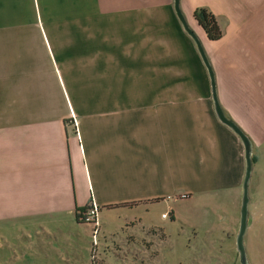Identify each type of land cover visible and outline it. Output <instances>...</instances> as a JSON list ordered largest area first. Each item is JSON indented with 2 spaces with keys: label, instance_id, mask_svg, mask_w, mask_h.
Returning <instances> with one entry per match:
<instances>
[{
  "label": "crops",
  "instance_id": "obj_1",
  "mask_svg": "<svg viewBox=\"0 0 264 264\" xmlns=\"http://www.w3.org/2000/svg\"><path fill=\"white\" fill-rule=\"evenodd\" d=\"M201 7L219 40L195 20ZM181 8L221 107L252 142L245 240L264 241V0ZM246 166L174 0H0V264H167L170 235L149 215L178 201L188 213L162 218L201 238L194 264H235L225 244ZM91 202L97 247L77 218Z\"/></svg>",
  "mask_w": 264,
  "mask_h": 264
},
{
  "label": "rangeland",
  "instance_id": "obj_2",
  "mask_svg": "<svg viewBox=\"0 0 264 264\" xmlns=\"http://www.w3.org/2000/svg\"><path fill=\"white\" fill-rule=\"evenodd\" d=\"M170 201V200H169ZM174 203V202H173ZM168 202H163L157 204L151 210L149 215L150 218H153L156 222L165 227L167 233L170 235V247L167 248L165 259L167 264H194L196 248L195 245L199 244L201 241L200 237H196L191 231L182 232L181 224L178 221H172L170 217L166 220L162 218V213L170 210H177L183 207L185 214L188 213V209L192 207V203L185 201H178L176 205H172L173 208H170ZM188 208V209H187ZM171 212V211H170ZM169 213V212H167ZM247 254L250 264H264V241L257 239H247ZM237 235L232 237L227 241L225 245L227 247L235 248L234 253L230 254V257L235 260V264H241L239 259V254L237 251Z\"/></svg>",
  "mask_w": 264,
  "mask_h": 264
},
{
  "label": "water",
  "instance_id": "obj_3",
  "mask_svg": "<svg viewBox=\"0 0 264 264\" xmlns=\"http://www.w3.org/2000/svg\"><path fill=\"white\" fill-rule=\"evenodd\" d=\"M174 7L175 11L177 13V16L186 31V33L193 39L194 43L196 44L197 50L208 70L210 79H211V87H212V93H213V100L215 105V110L217 113L218 118L222 123L227 125L229 128H231L243 141V144L245 146V155H246V175H245V181L243 185V199H242V207H241V219H240V226H239V232L237 235V251L239 254V259L241 264H250L247 254V249L245 246V234L247 231L248 226V214H249V181L251 178V173L253 169V160H252V153H253V146L250 138L246 135V133L232 120L230 119L223 108L221 107L217 95V86H216V79L215 74L213 71V67L211 65L210 59L205 51L204 45L200 39V37L197 35L195 30L191 27L189 24L187 17L183 13V10L181 8V0H174Z\"/></svg>",
  "mask_w": 264,
  "mask_h": 264
},
{
  "label": "built area",
  "instance_id": "obj_4",
  "mask_svg": "<svg viewBox=\"0 0 264 264\" xmlns=\"http://www.w3.org/2000/svg\"><path fill=\"white\" fill-rule=\"evenodd\" d=\"M169 214H164L163 217L167 218ZM83 222L91 225L92 227V240L93 246L97 247L100 243V239L102 237L101 232V225L99 221V208L93 202H91L87 210L84 212ZM151 233L156 237L157 240V248H160L163 244L166 243L165 235L163 234L162 230L158 227L150 229ZM96 258V255H95Z\"/></svg>",
  "mask_w": 264,
  "mask_h": 264
},
{
  "label": "trees",
  "instance_id": "obj_5",
  "mask_svg": "<svg viewBox=\"0 0 264 264\" xmlns=\"http://www.w3.org/2000/svg\"><path fill=\"white\" fill-rule=\"evenodd\" d=\"M194 18L202 27L208 39L216 41L222 37V30L218 24L216 16L207 8H198L194 13ZM86 208L77 209V218L83 222L84 212Z\"/></svg>",
  "mask_w": 264,
  "mask_h": 264
}]
</instances>
